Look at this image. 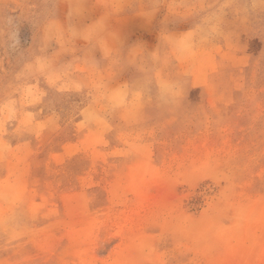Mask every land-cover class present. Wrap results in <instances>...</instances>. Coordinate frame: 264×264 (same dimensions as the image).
Instances as JSON below:
<instances>
[{
  "label": "rangeland",
  "instance_id": "rangeland-1",
  "mask_svg": "<svg viewBox=\"0 0 264 264\" xmlns=\"http://www.w3.org/2000/svg\"><path fill=\"white\" fill-rule=\"evenodd\" d=\"M0 264H264V0H0Z\"/></svg>",
  "mask_w": 264,
  "mask_h": 264
}]
</instances>
